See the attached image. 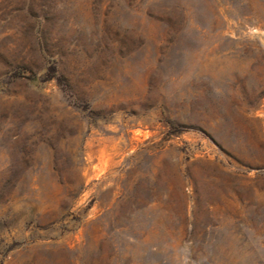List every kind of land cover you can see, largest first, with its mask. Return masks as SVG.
Returning a JSON list of instances; mask_svg holds the SVG:
<instances>
[{
  "label": "rangeland",
  "instance_id": "obj_1",
  "mask_svg": "<svg viewBox=\"0 0 264 264\" xmlns=\"http://www.w3.org/2000/svg\"><path fill=\"white\" fill-rule=\"evenodd\" d=\"M0 264H264V0H0Z\"/></svg>",
  "mask_w": 264,
  "mask_h": 264
},
{
  "label": "trees",
  "instance_id": "obj_2",
  "mask_svg": "<svg viewBox=\"0 0 264 264\" xmlns=\"http://www.w3.org/2000/svg\"><path fill=\"white\" fill-rule=\"evenodd\" d=\"M47 76H48L49 78L55 77V78H56V81H57L60 85H62V89L65 90V86H64L63 79H62L61 76H59V75L57 74V68H56L55 65L52 64V65L49 66V68H48V72H47Z\"/></svg>",
  "mask_w": 264,
  "mask_h": 264
}]
</instances>
